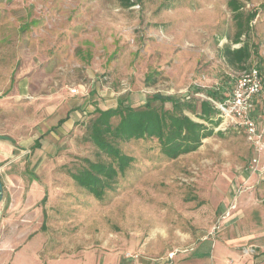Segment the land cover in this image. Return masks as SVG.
<instances>
[{
	"label": "rangeland",
	"instance_id": "374dc122",
	"mask_svg": "<svg viewBox=\"0 0 264 264\" xmlns=\"http://www.w3.org/2000/svg\"><path fill=\"white\" fill-rule=\"evenodd\" d=\"M230 1L0 0V135L14 139H0V264H264V150L201 115L240 71L264 76V0H237L244 21L257 13L241 42ZM243 40L233 65L225 47ZM154 93L213 133L177 158L155 137L119 141L134 159L95 196L70 175L111 160L89 138L95 108Z\"/></svg>",
	"mask_w": 264,
	"mask_h": 264
},
{
	"label": "trees",
	"instance_id": "16d2710c",
	"mask_svg": "<svg viewBox=\"0 0 264 264\" xmlns=\"http://www.w3.org/2000/svg\"><path fill=\"white\" fill-rule=\"evenodd\" d=\"M230 2L238 22L234 40L241 42L242 36L247 35L250 30V21L257 13L249 12L244 21L239 2L237 0ZM224 52L231 64L242 65L251 56L250 43L243 40V45L237 48L227 45ZM209 93L219 100L226 97L215 91ZM167 102L172 104V109L165 107ZM185 106L189 108L192 106L185 98L154 93L144 104H134L126 97H120L114 107L107 109L96 107L97 115L92 118L89 125V138L111 160L110 162L87 160L88 167L76 172L70 171V175L95 196L102 197L112 188L118 174L124 172L134 159L119 147V141L155 137L160 143L161 152L170 158H177L183 153L196 150L202 144L203 138L211 135L213 131L206 133L203 124L194 121L184 112ZM201 109L203 117L218 124L220 118L214 119L213 116L219 114V110L209 100H202ZM115 117H119L116 124L113 122ZM64 121L66 118L60 119V125ZM0 138L13 139L8 135H0ZM38 147H41V142L36 140L34 148Z\"/></svg>",
	"mask_w": 264,
	"mask_h": 264
},
{
	"label": "built area",
	"instance_id": "2783aa9c",
	"mask_svg": "<svg viewBox=\"0 0 264 264\" xmlns=\"http://www.w3.org/2000/svg\"><path fill=\"white\" fill-rule=\"evenodd\" d=\"M77 89H74L76 92ZM264 92L262 71L252 66L238 73L230 95L221 100L207 99L219 110L222 122L243 129L258 151L264 150V100L260 118L255 117L257 104ZM257 162V159H254Z\"/></svg>",
	"mask_w": 264,
	"mask_h": 264
},
{
	"label": "crops",
	"instance_id": "0c3cea01",
	"mask_svg": "<svg viewBox=\"0 0 264 264\" xmlns=\"http://www.w3.org/2000/svg\"><path fill=\"white\" fill-rule=\"evenodd\" d=\"M117 102H118V100L115 102V103H112V105H110V107H114V106H116L117 105ZM259 106V104H257V107ZM260 107H261V111H262V104L260 105ZM107 108H109V107H107ZM106 108V109H107ZM258 108H257V110L255 111V113H254V115H255V117H257L258 119L260 118V114H258ZM262 113V112H261ZM65 122V121H64ZM63 124V123H62ZM9 136V135H8ZM11 137V136H10ZM12 138V137H11ZM1 140H9V139H4V138H0ZM9 141H12V142H14V139H10ZM13 151V150H12ZM2 159H4V157L2 156V155H0V161L2 160ZM9 219V218H8ZM237 240V239H236ZM231 244H235L236 242H235V240H232V242H230ZM215 247H218L219 248V251H220V253H221V251H222V244H221V242H220V240L216 243V245H215ZM224 248V247H223ZM239 253H240V251L239 250H237ZM240 256H243L241 253H240ZM245 264H255V262H253V261H251L250 259H248L246 262H245Z\"/></svg>",
	"mask_w": 264,
	"mask_h": 264
},
{
	"label": "water",
	"instance_id": "95a60500",
	"mask_svg": "<svg viewBox=\"0 0 264 264\" xmlns=\"http://www.w3.org/2000/svg\"><path fill=\"white\" fill-rule=\"evenodd\" d=\"M3 182H2V179H1V176H0V199L2 198L3 196Z\"/></svg>",
	"mask_w": 264,
	"mask_h": 264
}]
</instances>
